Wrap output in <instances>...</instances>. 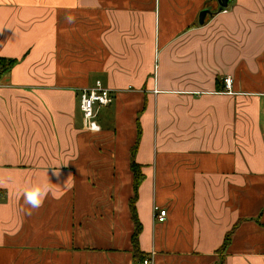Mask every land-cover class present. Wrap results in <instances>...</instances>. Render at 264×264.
Here are the masks:
<instances>
[{
  "label": "crops",
  "instance_id": "crops-1",
  "mask_svg": "<svg viewBox=\"0 0 264 264\" xmlns=\"http://www.w3.org/2000/svg\"><path fill=\"white\" fill-rule=\"evenodd\" d=\"M220 9L0 0V60L13 63L0 77V264H143L137 142L145 260L264 264V0ZM97 81L114 100L90 133L80 94ZM44 183L32 210L22 192Z\"/></svg>",
  "mask_w": 264,
  "mask_h": 264
},
{
  "label": "built area",
  "instance_id": "built-area-1",
  "mask_svg": "<svg viewBox=\"0 0 264 264\" xmlns=\"http://www.w3.org/2000/svg\"><path fill=\"white\" fill-rule=\"evenodd\" d=\"M227 12L226 10H223ZM3 73V67L0 64V77ZM224 91L223 94L234 95L233 86L234 79L227 76L223 79ZM1 87V85H0ZM114 100L113 93L110 89L106 88L101 81H97L91 88L82 89L80 94V108L83 117V128L90 133H98L101 131L99 124V109L109 107ZM98 127V131H93V127ZM155 219L158 222H165L167 211L154 208ZM143 264H153L151 260H144Z\"/></svg>",
  "mask_w": 264,
  "mask_h": 264
},
{
  "label": "trees",
  "instance_id": "trees-1",
  "mask_svg": "<svg viewBox=\"0 0 264 264\" xmlns=\"http://www.w3.org/2000/svg\"><path fill=\"white\" fill-rule=\"evenodd\" d=\"M0 64L3 67V70L5 71L6 69L10 68V66L13 64L12 62L10 63H5L4 61L0 60ZM139 139H140V133H139ZM138 148V142L136 147L133 150L132 153V170L134 174V197L130 201V211L132 215V220L134 222L135 226V231L132 236V244H133V252H134V258L136 260L143 261L145 260L144 254L141 252L140 247H139V238L142 232V225L141 222L139 221L138 215H137V209H136V203L138 200V192L139 188L144 180L143 174L140 171V168L136 165L134 161L135 157V152ZM232 233H229L226 238H225V244L223 246V249L227 247V245L230 243V240L232 238Z\"/></svg>",
  "mask_w": 264,
  "mask_h": 264
},
{
  "label": "clouds",
  "instance_id": "clouds-1",
  "mask_svg": "<svg viewBox=\"0 0 264 264\" xmlns=\"http://www.w3.org/2000/svg\"><path fill=\"white\" fill-rule=\"evenodd\" d=\"M69 22H72V17L67 18ZM93 131H98V127H93ZM53 175L59 177L60 171L58 168L54 169ZM71 176H69L70 178ZM68 178V179H69ZM67 179V181H68ZM67 181L64 183L66 186ZM50 192V186L47 183L44 184H33L29 187L25 188L22 192V197L25 202L32 210H38L40 207H42L45 198L47 197L48 193ZM27 215H31L32 212L28 211L26 212Z\"/></svg>",
  "mask_w": 264,
  "mask_h": 264
},
{
  "label": "water",
  "instance_id": "water-1",
  "mask_svg": "<svg viewBox=\"0 0 264 264\" xmlns=\"http://www.w3.org/2000/svg\"><path fill=\"white\" fill-rule=\"evenodd\" d=\"M218 2H219V5H220V8H221L220 11H222V10H224V9H226L228 7V5L231 2V0H218ZM208 15H212L211 10L207 9V10H204L201 13L200 18H199L200 24L204 23V21H205V19H206V17Z\"/></svg>",
  "mask_w": 264,
  "mask_h": 264
}]
</instances>
